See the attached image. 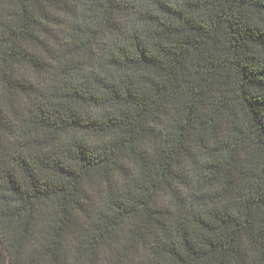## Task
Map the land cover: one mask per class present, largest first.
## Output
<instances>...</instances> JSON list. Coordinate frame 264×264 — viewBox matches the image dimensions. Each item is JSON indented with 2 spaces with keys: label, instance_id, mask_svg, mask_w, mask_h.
<instances>
[{
  "label": "trees",
  "instance_id": "1",
  "mask_svg": "<svg viewBox=\"0 0 264 264\" xmlns=\"http://www.w3.org/2000/svg\"><path fill=\"white\" fill-rule=\"evenodd\" d=\"M0 264H264V0H0Z\"/></svg>",
  "mask_w": 264,
  "mask_h": 264
}]
</instances>
